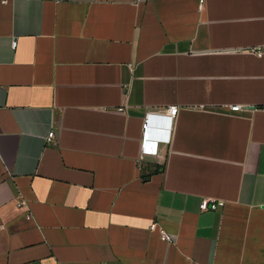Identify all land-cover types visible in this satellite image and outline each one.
Here are the masks:
<instances>
[{
  "label": "crops",
  "instance_id": "1",
  "mask_svg": "<svg viewBox=\"0 0 264 264\" xmlns=\"http://www.w3.org/2000/svg\"><path fill=\"white\" fill-rule=\"evenodd\" d=\"M0 264H264V0H0Z\"/></svg>",
  "mask_w": 264,
  "mask_h": 264
},
{
  "label": "built area",
  "instance_id": "2",
  "mask_svg": "<svg viewBox=\"0 0 264 264\" xmlns=\"http://www.w3.org/2000/svg\"><path fill=\"white\" fill-rule=\"evenodd\" d=\"M17 43H13V47L16 48ZM254 53L258 56L262 55V52L260 51H254ZM233 111H239L241 110L240 106H234L232 107ZM179 108L178 107H170L168 110V116L171 119H175L178 115ZM150 118H146L144 124H143V136L141 140V147H142V153L144 155H156L158 153V146H159V141H152L150 140ZM55 136L54 132L49 133L48 135V141L51 142L53 141ZM223 207L222 203H216L214 201H209V200H204L201 205L202 211H219V209ZM163 237L165 240H170V237L166 235L164 232H162Z\"/></svg>",
  "mask_w": 264,
  "mask_h": 264
},
{
  "label": "water",
  "instance_id": "3",
  "mask_svg": "<svg viewBox=\"0 0 264 264\" xmlns=\"http://www.w3.org/2000/svg\"><path fill=\"white\" fill-rule=\"evenodd\" d=\"M156 131L161 128V123L156 124Z\"/></svg>",
  "mask_w": 264,
  "mask_h": 264
}]
</instances>
